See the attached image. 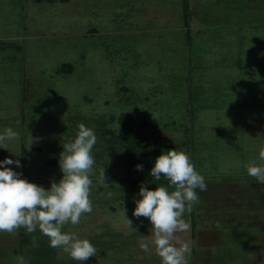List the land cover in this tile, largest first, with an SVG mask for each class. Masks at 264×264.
I'll list each match as a JSON object with an SVG mask.
<instances>
[{"label": "rangeland", "instance_id": "obj_1", "mask_svg": "<svg viewBox=\"0 0 264 264\" xmlns=\"http://www.w3.org/2000/svg\"><path fill=\"white\" fill-rule=\"evenodd\" d=\"M123 112L205 178L175 233L187 264L264 262V184L245 167L264 165V0H0V134H19L0 161L19 159L8 167L50 188L63 145L80 123L93 129V210L62 231L98 249L74 261L19 228L0 232V264H161L150 220L133 211L141 183L175 186L128 167L113 136Z\"/></svg>", "mask_w": 264, "mask_h": 264}, {"label": "clouds", "instance_id": "obj_2", "mask_svg": "<svg viewBox=\"0 0 264 264\" xmlns=\"http://www.w3.org/2000/svg\"><path fill=\"white\" fill-rule=\"evenodd\" d=\"M18 138L19 134L11 127L5 128L0 134V148L7 149L6 141ZM96 142L93 129L80 123L74 140L64 144L60 154L63 176L47 189L8 167L12 164L22 167L19 159L6 157L0 161V232L11 234L23 228L25 234H31L39 228L48 237L50 247L63 248L74 261L85 262L97 256L98 249L87 238L62 231L65 224H79L81 216L93 210L89 199L90 173L94 164L91 153ZM259 159L264 161V148L259 152ZM245 167L249 176L264 184V165L252 160ZM136 168L143 171L142 164H137ZM101 175L106 181L105 172ZM162 175L175 189L171 192L165 186L150 189L147 183H141L140 198L135 200L133 215L150 220L153 243L161 264H187L189 245L180 242L175 233L189 228L183 218L186 205L190 211L191 204L199 200L196 190H206L205 178L196 170L190 156L175 148L156 157L151 169L153 181H159ZM128 220L131 226L132 221ZM140 247L146 249L147 245L141 243ZM19 259L20 264H27L23 257Z\"/></svg>", "mask_w": 264, "mask_h": 264}, {"label": "trees", "instance_id": "obj_3", "mask_svg": "<svg viewBox=\"0 0 264 264\" xmlns=\"http://www.w3.org/2000/svg\"><path fill=\"white\" fill-rule=\"evenodd\" d=\"M118 122L123 134L113 135L125 149L128 167L140 173L142 177H150L151 169L155 164L156 157L162 154V145L154 140L145 142L143 133L137 130L133 118L129 112H123L118 116ZM137 164L143 165V171L136 168ZM160 181L170 185L169 181L162 175Z\"/></svg>", "mask_w": 264, "mask_h": 264}, {"label": "crops", "instance_id": "obj_4", "mask_svg": "<svg viewBox=\"0 0 264 264\" xmlns=\"http://www.w3.org/2000/svg\"><path fill=\"white\" fill-rule=\"evenodd\" d=\"M243 198L246 199V201H247V205H245V204L242 203V197H241V200H240V201H241V206H242L243 209H247V207H248V200H247L246 195L243 196ZM244 211H247V210H244ZM250 212H251V211H250ZM245 213H249V212H244V214H243L241 217L244 218V219H249L250 216L247 215V216L245 217ZM249 215H250V214H249Z\"/></svg>", "mask_w": 264, "mask_h": 264}, {"label": "flooded vegetation", "instance_id": "obj_5", "mask_svg": "<svg viewBox=\"0 0 264 264\" xmlns=\"http://www.w3.org/2000/svg\"><path fill=\"white\" fill-rule=\"evenodd\" d=\"M247 215L250 216L249 213H245V217H246ZM257 248H259V245H257ZM257 259H258V258H257ZM257 259L254 260V261L252 260V261H253L254 263H255V261H258L257 264H264V262H263V258H260V259H258V260H257ZM253 262H252V263H253ZM255 264H256V263H255Z\"/></svg>", "mask_w": 264, "mask_h": 264}]
</instances>
